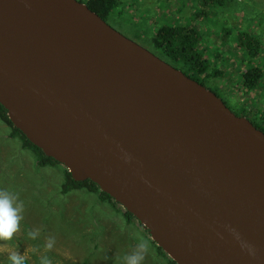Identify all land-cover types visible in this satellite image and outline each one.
Returning <instances> with one entry per match:
<instances>
[{
	"label": "water",
	"instance_id": "water-1",
	"mask_svg": "<svg viewBox=\"0 0 264 264\" xmlns=\"http://www.w3.org/2000/svg\"><path fill=\"white\" fill-rule=\"evenodd\" d=\"M0 104L176 264H264V131L85 3L0 0Z\"/></svg>",
	"mask_w": 264,
	"mask_h": 264
},
{
	"label": "rangeland",
	"instance_id": "rangeland-1",
	"mask_svg": "<svg viewBox=\"0 0 264 264\" xmlns=\"http://www.w3.org/2000/svg\"><path fill=\"white\" fill-rule=\"evenodd\" d=\"M118 0L105 21L122 35L157 53L148 40L162 24L194 26L199 29L201 46L205 47L208 71H220L205 85L215 92L235 113L255 122L262 121L264 111V0H228L223 6L210 0ZM213 14L201 17L194 11ZM242 37L255 40L253 51L239 48ZM256 67L261 74L258 88L247 90L241 73ZM12 128L0 120V188L18 193L24 209L18 231L10 241H0V264H6V253L17 250L28 264H38L48 255L52 264H119L131 251L144 227L136 220H126L123 210L116 213L97 193L87 190L60 192L59 175L54 166L37 167L31 148L23 146ZM141 225V226H140ZM138 227L139 231H135ZM28 230H38L36 240L27 238ZM55 243L50 250L43 245L48 237ZM150 240V239H148ZM149 244L143 264H169L159 250ZM157 253L161 256L158 257Z\"/></svg>",
	"mask_w": 264,
	"mask_h": 264
},
{
	"label": "trees",
	"instance_id": "trees-1",
	"mask_svg": "<svg viewBox=\"0 0 264 264\" xmlns=\"http://www.w3.org/2000/svg\"><path fill=\"white\" fill-rule=\"evenodd\" d=\"M80 2L85 3L88 8L95 13H97L101 18L104 20L108 17L111 10L117 5L118 0H78ZM217 3L218 6H223L225 2L228 0H213ZM210 0H203V7L207 8V3ZM211 6V5H210ZM214 5L209 8V11L201 10L200 12L194 11L193 14L195 16H204L207 14H213L214 12ZM199 29H196L193 25L187 26L186 24H178V25H165L162 24L159 26L152 37L148 40L151 41L152 46L155 50H157L160 55L166 58L168 55L170 56L173 62L176 61H183V63L187 66L189 70L193 74H201L203 75L204 79H210L218 74L220 71H208V58L205 55V47L201 46L200 38H199ZM239 48L250 49L249 52L252 56H255L257 51H253L254 44H257L255 40H250L249 43L246 42L245 39L242 37L237 41ZM244 52V51H243ZM242 76V85L247 90H253L258 88V82L260 81L261 74L260 71L256 67H251L248 70L241 73ZM6 109L0 104V120L5 122L8 126H11V136H19L23 140V146L26 148H31L32 152L36 158L37 167L44 168L47 166H54V169L58 172V179L60 184V192L67 193L72 190H87L89 193H97L99 195V201L106 202L111 208L116 212L120 213V207L108 194L101 191L98 186L90 181H74L71 178V175L67 171V169L62 166L60 163L52 159L51 157H47L43 154V152L30 143L28 139L18 130L16 129L6 114ZM261 119L264 122V111L261 115ZM121 208V207H120ZM122 209V208H121ZM123 210V209H122ZM124 216L128 222L134 217L128 213L123 211ZM135 220V219H134ZM141 226V225H140ZM146 234L148 233L144 230ZM152 242V241H151ZM154 246L159 250L162 254V257L157 253L158 257L164 258L165 260L169 259V264H176L160 247H157L154 242H152ZM167 257V258H166ZM25 264H28V261L25 260Z\"/></svg>",
	"mask_w": 264,
	"mask_h": 264
},
{
	"label": "clouds",
	"instance_id": "clouds-1",
	"mask_svg": "<svg viewBox=\"0 0 264 264\" xmlns=\"http://www.w3.org/2000/svg\"><path fill=\"white\" fill-rule=\"evenodd\" d=\"M121 159L124 163H128L132 157L128 153L122 151ZM23 209V201L19 198L17 192L10 188H0V241H10L13 234L18 231L20 221L22 220ZM26 235L28 239L36 240L39 232L38 230H28ZM54 243L55 238L50 236L47 238L43 247L46 250H50ZM148 249V242L142 237H137L134 248L120 258L119 264H143ZM242 249L247 252L250 258L256 257L257 250L251 244H244ZM5 259L6 264H25L24 255L18 253L17 250L7 252ZM38 264H52V261L49 256L45 254L39 257Z\"/></svg>",
	"mask_w": 264,
	"mask_h": 264
},
{
	"label": "flooded vegetation",
	"instance_id": "flooded-vegetation-1",
	"mask_svg": "<svg viewBox=\"0 0 264 264\" xmlns=\"http://www.w3.org/2000/svg\"><path fill=\"white\" fill-rule=\"evenodd\" d=\"M151 42V41H150ZM153 47V46H152ZM154 48V47H153ZM155 50V49H154ZM157 53H154L156 54L157 56H159L160 58H162L163 60H165L166 62H168L169 64H171L172 66L180 69L181 71H183L185 74H187L188 76L192 77L193 79L199 81L200 83L204 84L205 85V82H207L209 79H204L203 75L201 74H193L191 72V70H189L187 68V66L183 63V61H176V62H173L170 58V56L168 55L166 58L162 57L160 55V53L155 50ZM238 115H241V114H238ZM244 116V115H242ZM249 119V118H248ZM258 128L262 129L264 131V122L263 121H259V122H255L253 120H251Z\"/></svg>",
	"mask_w": 264,
	"mask_h": 264
},
{
	"label": "bare ground",
	"instance_id": "bare-ground-1",
	"mask_svg": "<svg viewBox=\"0 0 264 264\" xmlns=\"http://www.w3.org/2000/svg\"><path fill=\"white\" fill-rule=\"evenodd\" d=\"M51 76L54 78V73L52 72L51 73ZM7 111V110H6ZM37 147V146H36ZM105 193V192H104ZM107 194V193H106ZM109 195V194H108ZM110 196V195H109ZM111 197V196H110ZM112 198V197H111ZM113 199V198H112ZM114 200V199H113ZM143 226V225H142ZM155 240V239H154ZM156 244L158 243L156 240L154 241ZM161 248V247H160ZM173 261H175L174 260V258L172 257V255H170L169 254V247H168V249H163V248H161ZM176 262V261H175ZM177 263V262H176Z\"/></svg>",
	"mask_w": 264,
	"mask_h": 264
},
{
	"label": "crops",
	"instance_id": "crops-1",
	"mask_svg": "<svg viewBox=\"0 0 264 264\" xmlns=\"http://www.w3.org/2000/svg\"><path fill=\"white\" fill-rule=\"evenodd\" d=\"M134 228L136 229L135 231H139V230H140V229L138 230V227H134ZM142 238L145 239V240L148 242V244H151V243H150V240H148V239H150V238L148 237L147 234H144V236H143Z\"/></svg>",
	"mask_w": 264,
	"mask_h": 264
}]
</instances>
